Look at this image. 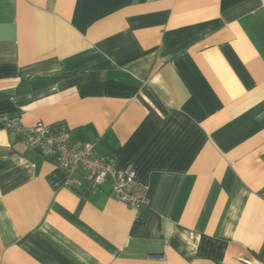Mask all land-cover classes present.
Wrapping results in <instances>:
<instances>
[{"label":"crops","instance_id":"crops-1","mask_svg":"<svg viewBox=\"0 0 264 264\" xmlns=\"http://www.w3.org/2000/svg\"><path fill=\"white\" fill-rule=\"evenodd\" d=\"M133 166L136 212L0 122V264H264V0H0V117Z\"/></svg>","mask_w":264,"mask_h":264},{"label":"built area","instance_id":"built-area-1","mask_svg":"<svg viewBox=\"0 0 264 264\" xmlns=\"http://www.w3.org/2000/svg\"><path fill=\"white\" fill-rule=\"evenodd\" d=\"M1 124L15 131L25 145L38 149L42 156L54 161L68 175L67 185L74 189L84 187L80 173L94 186L112 182L114 197L136 212L148 205L147 188L138 182L133 166L119 168L115 158L99 157L95 144L88 141L73 142L64 127L44 123L26 128L19 118L0 117Z\"/></svg>","mask_w":264,"mask_h":264}]
</instances>
